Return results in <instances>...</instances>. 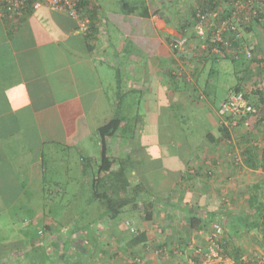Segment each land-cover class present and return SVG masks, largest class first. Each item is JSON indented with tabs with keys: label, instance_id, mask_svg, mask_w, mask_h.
I'll return each instance as SVG.
<instances>
[{
	"label": "crops",
	"instance_id": "crops-1",
	"mask_svg": "<svg viewBox=\"0 0 264 264\" xmlns=\"http://www.w3.org/2000/svg\"><path fill=\"white\" fill-rule=\"evenodd\" d=\"M88 1L84 20L89 21L90 33L80 31L77 21L67 14L47 7L35 11L19 25L15 19L7 22L0 14V137L23 131L29 142L30 135L35 136L33 132L41 140L36 121L51 115L57 116L62 129L56 127L46 135L53 139L60 135L70 148L86 136L98 134L113 119L116 104L122 103L127 116L123 123L126 134L144 140L140 156L134 157L146 163L145 175L134 171L130 175L127 168V175L116 178L120 186L110 193L112 210L107 207V200L101 201L89 191L85 197V220L72 222L76 216L72 211V224L40 225L41 239L31 244L4 239L0 264H196L199 262L193 259V252L208 247L212 225L222 217L227 218L224 238L230 251L243 245L250 253L264 254V231L250 204L253 197L264 207V159L259 156L264 153V113L256 119L259 130L249 127L243 133L250 140L246 147H255L257 169L249 166L251 161L249 164L244 160L242 168L237 169L238 163L227 155L223 145L198 149L182 137L183 130L191 124L183 116L188 112L200 113L195 120L210 118L222 123L219 109L226 100L218 108L213 105L217 91L214 84L229 71L236 75L252 102L261 103L264 23L240 26L242 42L232 39L234 44L253 49L254 59L247 61L242 54L236 59L227 58L226 54L231 56L229 52L219 55L203 51V39L174 51L171 44L187 29L184 17L183 21L176 18L182 16L184 2L142 0V5L148 6L147 17L121 10V14L107 19L97 1ZM246 1L253 6L257 2ZM110 67L117 69L116 77L104 85L101 74L106 78ZM28 87L35 89L44 109L32 121V129L24 122L32 114L27 107L32 103ZM146 87L140 104L147 108L136 112L139 97L135 93ZM6 90L11 112L3 94ZM229 93L230 90L228 96ZM162 113L168 118L160 133L155 121H162ZM177 114L180 115L176 118ZM141 127L155 131L142 132ZM200 135L204 137L203 133ZM127 144L128 141L121 147ZM116 146L115 150L120 151L121 147ZM178 151L182 153L180 158L170 166L167 159H175ZM85 154L95 164L100 147ZM162 158L164 165H149ZM118 164L114 170L119 169L121 162ZM75 167L81 169L80 162ZM193 167L195 176H186L187 169ZM140 180L144 182L140 192L131 187L125 189L131 184L134 189ZM37 199H44L43 192ZM36 205H40L44 215V205ZM246 224L259 227L251 230ZM254 235L255 242L250 240Z\"/></svg>",
	"mask_w": 264,
	"mask_h": 264
},
{
	"label": "trees",
	"instance_id": "trees-1",
	"mask_svg": "<svg viewBox=\"0 0 264 264\" xmlns=\"http://www.w3.org/2000/svg\"><path fill=\"white\" fill-rule=\"evenodd\" d=\"M88 0L83 1L80 3L78 7V12H79V18H83L86 16L84 15L86 8L89 6V1ZM178 2H181V0H176ZM196 2H199L200 5L199 8L202 12H207L209 10L214 9L217 7L219 4L217 2L214 3V0H196ZM120 3L122 5V11L125 14H135L136 12H139V14L143 15L144 17L148 16V6L145 4L142 5V0H135L133 3H129V0H120ZM183 2H181L182 4ZM188 5L189 11L186 13L185 18L188 19V22L186 21V27L187 29L193 27L195 24L198 23V18H197V8H195V5L193 4L190 7V3L192 2H184V4ZM180 4V3H179ZM184 4L183 8L186 7ZM97 9V6H95ZM187 8V7H186ZM185 8V9H186ZM187 10V9H186ZM259 14H260V20H256L253 22V24H261L263 22L264 18V7H258ZM35 11L33 10V5L29 4L27 5L23 11L17 15H11L9 13H6L5 11H0V14L2 18H4L7 22L8 19H15L16 22L15 24L19 25L27 20L30 16L33 15ZM91 15V12H90ZM88 28L84 32H88ZM186 31V30H185ZM185 31L182 34H185ZM91 30L88 32L90 33ZM209 38V37H207ZM200 40V37H194L192 41H197ZM191 43V41L189 42ZM185 45L187 47L189 45ZM202 44V43H201ZM235 48H238V44H234ZM183 47V48H185ZM177 49V48H172L174 51L179 52L182 51V49ZM209 51L213 52L211 47H209ZM251 52L253 54V49H251ZM231 54L228 55L226 53L227 58H236L238 59L241 54L242 57H244L247 61H252L254 58H249L247 57L246 53L244 51L239 53V56H234L231 52ZM221 54V55H223ZM220 55V54H219ZM241 83H238L233 89H230L229 96L223 104L227 103L229 100L230 95L234 93H243L245 98L253 104L256 108L257 111L254 112H227V113H221L223 104L221 105L219 109V115L222 123L216 122L213 120L214 127L216 131L218 132V136H215L214 134H207L206 137L203 141L201 140V144L205 147L213 145H223L225 146V151L227 150V155L230 156V158L238 163V157L237 154L239 153L243 158V160L246 163L250 164V161L252 162L251 165L253 168L257 169L258 164L256 162V157L254 156L255 152V147H246L247 144L249 143V138L244 137L237 140V143L234 141L233 138V129L235 127L239 126V123L241 124L243 119H251L253 117H256L257 119L260 117L262 113H264V98L262 99L261 103L257 104L252 102V99L250 95L245 91L243 87L240 86ZM35 89L28 87L27 92L29 93L30 97L32 98V103L27 106L30 107L31 109V117L25 118L24 122L27 127L32 128V121L30 120L33 117L36 119V116L44 111L41 103H39V100L35 96L34 93ZM8 91H3L4 98L7 101L8 109L9 111H12L10 103L8 104V97L7 93ZM33 97H35V101L33 100ZM2 105H0V108ZM4 108V106H3ZM45 113V112H44ZM46 117V119L43 121L42 118ZM42 118H39L38 122L36 121V124L41 132V135L43 137V145L45 144H51V143H58L56 141V138L53 139V137L47 136V132L49 130L55 129L56 127H59L58 129H62V124L59 122L57 116H51L49 115L44 116ZM259 118V119H260ZM127 120V116L125 114V109L122 103L116 104V107H114V112H113V119L106 125L102 126L99 131H98V139H99V144H100V156L98 161L93 164L92 159L88 158L87 156H81L80 157V172H81V177L82 180L87 182L88 179L91 182V189L90 191L93 192L95 197L100 198L101 201L107 200V207L112 210L114 208L113 202H112V196L110 193H113L116 191V188L120 185L117 184L116 178L117 177H123L128 174V170L130 168L129 174L132 175V172H136L137 175L144 176L145 175V166L146 163H144L140 157L141 153V143L139 138L133 135H128L126 134V129L123 125ZM257 123V122H256ZM17 125V124H16ZM19 126V125H18ZM44 135L42 132H44ZM59 133V131H57ZM59 139H61V136H57ZM135 139H138V143H135ZM61 141V140H60ZM59 141V142H60ZM128 141L129 144L125 147H121L124 142ZM65 143V142H63ZM118 144L120 148V151L118 152L119 155H116V150L115 147ZM65 145V144H64ZM132 146L135 147V150H132ZM67 148L68 146L65 145ZM112 147V148H111ZM118 147V148H119ZM136 147H139V150H136ZM227 147V148H226ZM114 149V151L112 150ZM32 146L30 145L27 137L25 136L23 131H19L17 133L11 134L7 137H0V211L8 210V208H11L14 204L17 203L19 199L22 198V196L34 192V185L39 184L41 186V193L43 192V196L45 200H52L53 195H48L47 192H51L50 188L52 186V183L47 181L46 177V170H45V165H44V151L41 153V157L36 158L32 152ZM263 155H259L261 159H264V153ZM134 155H138L134 157ZM34 156V157H33ZM54 156V155H53ZM259 157V159H260ZM35 158V159H34ZM40 161L41 164H36V162ZM121 162V165L119 169L114 170L115 165H119L118 163ZM240 163V162H239ZM237 164L238 167L237 169L242 168L241 165ZM42 165V166H41ZM260 165V164H259ZM41 166L44 170L41 173L39 170H34V168H38ZM240 167V168H239ZM132 168V169H131ZM264 170V167H262ZM144 169V171H142ZM142 173H141V172ZM36 172H40L41 174L39 175L38 173V178L37 181H35L36 177L34 175L32 176V173L36 175ZM196 174V169L190 168L187 169V175L188 177L190 176H195ZM136 175V176H137ZM184 177V176H183ZM42 178V179H41ZM120 183V182H119ZM143 180H140V185L138 184L135 186L133 189V186L131 184L128 185V187H125L126 190L128 188H132L133 191H141L139 187L143 186ZM84 184V183H83ZM121 189V190H125ZM31 191V192H30ZM47 195V197H46ZM51 196V197H50ZM33 198V197H32ZM26 200H32L27 196ZM250 204H251V209L254 210V216L257 215L259 216L257 218V221H259L260 227L264 231V207L262 208L261 206L258 205V201L256 198H251L250 199ZM24 206V205H21ZM23 208V207H22ZM220 218V217H219ZM215 222V221H214ZM227 218L222 217L216 221L212 225V233L209 237L208 240V247L206 248H199L196 249L193 255V259L196 260L197 262H202V260L205 258V255L209 253V247L212 243L211 238L213 237L214 233L217 231L218 228H220V234L219 236L214 239L215 244L218 246L217 250L220 252L221 255L228 257L232 260H234L237 264H246L244 258H255L257 255H261L260 253H250L248 250L244 248L243 245H240L238 248H235L233 251H230L228 247V241L225 239V234H224V228L226 226ZM246 226L249 229L255 230L258 226L253 224L252 226L246 224ZM223 237V238H222ZM223 240L226 242L223 244ZM244 240H246L244 238ZM251 241H257L256 236H252ZM263 244H264V238H263ZM261 242V241H260ZM161 251V250H160ZM200 251V253L198 252ZM264 255V254H263ZM196 263V262H195ZM196 263V264H199Z\"/></svg>",
	"mask_w": 264,
	"mask_h": 264
},
{
	"label": "rangeland",
	"instance_id": "rangeland-1",
	"mask_svg": "<svg viewBox=\"0 0 264 264\" xmlns=\"http://www.w3.org/2000/svg\"><path fill=\"white\" fill-rule=\"evenodd\" d=\"M95 1H97L101 6V12L105 17H107V19H110V16H114L118 13L121 14L122 5L120 3V0ZM133 1L135 0H129V3H133ZM193 4L195 5V7L197 5H200V3L196 2V0H193L192 3H190V7ZM184 5L187 7V10H182V16L177 15L176 18L181 19V21L184 20L183 23L186 24V21L188 22V19L184 16H186V13L189 11V9L186 3ZM83 19H85V17ZM111 68L112 67L108 68L109 73H106V78L105 76H103V74H101L100 80L102 83H104V85H106V81L108 79L116 77L117 69ZM122 73L123 80H125L127 75L125 71H123ZM237 84V77L236 75H234L233 71H229V74L227 75H222L214 84V87H216L217 91L215 100H213V105L216 108L220 107L221 103L227 100L229 90L233 89ZM146 91L147 87L143 91H141V93L134 92L135 95L137 94L139 97V105H136V112H139V109H141V111H144V108H147V106L140 104L141 96L144 95ZM178 115L180 114H177L175 117L177 118ZM199 115L200 113L198 111H196L195 114L188 112V114L183 115L187 119H190L191 124L190 126H187L185 130H183V132H185V135L182 136L190 146H194L198 149L203 147V144H201L200 142L202 139H205L200 134L203 133L204 137H206L209 133L214 134L215 136L219 135L214 127L215 123L213 122V120L210 118H205L200 121L195 120ZM160 116L162 121H155V125L157 130L162 133L164 131V128H162L163 122L168 118V116H165L163 113ZM209 116L211 118H215V115ZM42 119L44 121L46 117ZM256 119V117L251 118V120L243 119L242 123H239V126L233 129V138L236 143L237 140L243 138L245 129H248L249 127H253V130L255 131L260 129V126L256 125ZM30 120L35 122V118L33 117V115ZM139 121L145 122V119H140ZM250 123H253V125L251 126ZM35 127L36 131L41 134L39 130L40 127L38 128V126L36 125ZM150 130L155 131L154 128H151ZM150 130H144V128L141 129L142 132L145 131L148 133L150 132ZM33 133H35L33 134L35 136L30 135L29 143L32 144L35 149V158L41 157V153L44 151V165L46 170L45 178L47 179V181L52 183V186L50 188L51 192H47V194L53 195V197L52 200L37 199V197L41 196V186L39 184H36L34 185V190H32L34 192H32V194L28 192V194L22 196V198L19 199L17 203L14 204L11 208H8V210L0 211V246L1 242H4L3 240L6 238H8V241L11 243L22 241L25 245L38 241L41 239V236L38 233V226L51 223L53 225L57 224V226L65 227L69 224V222H71V220L69 221V217L72 211L73 214L76 215L75 217H73L72 222H81V220L86 219V217L83 215L85 213V210L87 209V205H85V197L86 195H88V192L90 191L92 185L89 181L90 179H88L87 182L82 180L81 183V172L80 169H76L77 167H75V164L76 162H79L81 156H86L85 151L89 152L90 150L98 149V147H100L98 134L95 133L94 135L86 136L85 139H82L83 141H81L80 144H76L73 145V147L66 148L64 143L60 141L58 137H56V141L58 140V143L43 145L42 135V139L40 140L36 136V132ZM150 138L151 137H149L148 139ZM135 140V143H138V139ZM139 140L141 145L144 144L143 138L141 139L140 137ZM132 150H135L134 146H132ZM181 154L182 153H179L178 151L176 153L175 159H167L168 164L172 166L174 161L180 158ZM235 154H237V157L239 159L238 163L240 162L239 165H241L243 157L238 152ZM36 164L41 163L37 162ZM149 165L159 167L160 165H164V160L163 158L160 160H155L153 162H150ZM41 166H39L38 168H34V170H39L42 173V170L44 169ZM40 172L38 173L39 175L41 174ZM38 174L35 175V181H37V179L39 180ZM207 194L209 195L211 193ZM27 196H29V198L32 200H26ZM40 202L44 205V215H42L43 210L39 209L40 205H36ZM72 222L70 224H72ZM262 235L264 238V233Z\"/></svg>",
	"mask_w": 264,
	"mask_h": 264
},
{
	"label": "built area",
	"instance_id": "built-area-1",
	"mask_svg": "<svg viewBox=\"0 0 264 264\" xmlns=\"http://www.w3.org/2000/svg\"><path fill=\"white\" fill-rule=\"evenodd\" d=\"M83 1L85 0H0V11L19 15L29 4L33 5L34 11L47 7L52 11L67 14L77 21L80 31H86L89 21L79 18L78 12V7ZM163 1L168 2L169 0ZM187 1L192 2L193 0H181V2ZM256 1L253 6L251 1L247 2L246 0H214V3L217 2L219 5L207 12H202L197 5L195 8H197L198 23L186 29L185 34H181V37L171 44L172 48L181 49L197 36L203 39V51H209V47H211L214 53L221 55L231 52L234 56H239V53L244 51L247 57L252 58L250 47L238 45L239 47L235 48L232 39L242 42L240 26H252L253 22L260 20L258 7L264 6V0ZM244 111L255 113L257 108L245 98L243 93H234L230 95L227 103L223 104L221 113ZM220 233V228H218L211 238L209 253L199 264H237L234 260L221 255L217 250L218 246L214 239ZM198 252L200 253V251ZM160 253L161 251L156 252V254ZM244 260L246 264H264V255H257L252 259L244 258Z\"/></svg>",
	"mask_w": 264,
	"mask_h": 264
}]
</instances>
